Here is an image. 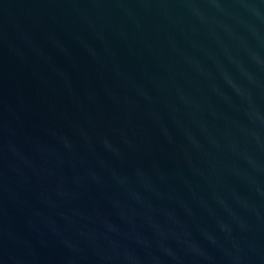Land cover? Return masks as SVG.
<instances>
[{
  "label": "water",
  "instance_id": "obj_1",
  "mask_svg": "<svg viewBox=\"0 0 264 264\" xmlns=\"http://www.w3.org/2000/svg\"><path fill=\"white\" fill-rule=\"evenodd\" d=\"M0 264H264V0H0Z\"/></svg>",
  "mask_w": 264,
  "mask_h": 264
}]
</instances>
